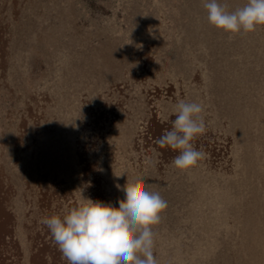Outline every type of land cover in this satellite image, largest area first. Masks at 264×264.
Masks as SVG:
<instances>
[{"label":"rangeland","instance_id":"obj_1","mask_svg":"<svg viewBox=\"0 0 264 264\" xmlns=\"http://www.w3.org/2000/svg\"><path fill=\"white\" fill-rule=\"evenodd\" d=\"M181 100L206 123L186 172L156 143ZM137 177L167 201L159 264H264V28L217 30L203 0H0V264H67L41 219Z\"/></svg>","mask_w":264,"mask_h":264},{"label":"clouds","instance_id":"obj_2","mask_svg":"<svg viewBox=\"0 0 264 264\" xmlns=\"http://www.w3.org/2000/svg\"><path fill=\"white\" fill-rule=\"evenodd\" d=\"M203 7L208 23L230 35L264 28V0H247L243 7L231 11L219 0H203ZM203 112L201 103L179 101L171 128L156 140L160 148L178 153L172 163L182 172L197 167L204 158L192 143L206 131ZM117 188L124 193L118 207L83 197L66 215L41 219L67 264H159L154 254V228L168 207L167 201L159 191L150 190L143 177Z\"/></svg>","mask_w":264,"mask_h":264},{"label":"bare ground","instance_id":"obj_3","mask_svg":"<svg viewBox=\"0 0 264 264\" xmlns=\"http://www.w3.org/2000/svg\"><path fill=\"white\" fill-rule=\"evenodd\" d=\"M257 196V195H256ZM257 201V200H256ZM253 205V204H252ZM259 207V206H258ZM253 209V208H252Z\"/></svg>","mask_w":264,"mask_h":264}]
</instances>
